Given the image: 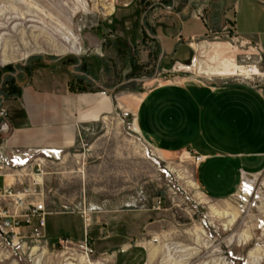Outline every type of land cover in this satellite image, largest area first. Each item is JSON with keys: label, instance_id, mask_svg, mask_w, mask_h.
<instances>
[{"label": "rangeland", "instance_id": "1", "mask_svg": "<svg viewBox=\"0 0 264 264\" xmlns=\"http://www.w3.org/2000/svg\"><path fill=\"white\" fill-rule=\"evenodd\" d=\"M236 4L235 15V0H0L1 119L3 102L14 100L2 95H22L38 71L115 101L112 112L80 127L65 161L39 169L36 191L23 173L29 201L45 203V239L31 237L37 219L18 246L0 236V264H264V173L222 201L173 193L144 159L127 101L150 80L175 75L264 91V55L235 43L233 19L241 36L264 45V0ZM154 25L164 36L181 33V54L172 47L164 57L163 43L150 37ZM64 35L77 40L78 53L66 51Z\"/></svg>", "mask_w": 264, "mask_h": 264}, {"label": "crops", "instance_id": "2", "mask_svg": "<svg viewBox=\"0 0 264 264\" xmlns=\"http://www.w3.org/2000/svg\"><path fill=\"white\" fill-rule=\"evenodd\" d=\"M236 6L235 0L232 11L235 15ZM233 19L237 36L251 42L238 33ZM157 28L154 25L153 32L157 35L150 37L163 43L166 54L162 55H169L167 52L172 47L176 48L175 55L181 54L178 52L183 46L181 33L164 36ZM198 35L201 34H192ZM251 43L258 44L264 52L263 44ZM180 56L177 66L184 64ZM167 69L170 68L165 66V72ZM56 78L38 71L23 87L21 97L3 102L7 116L0 118L1 160L17 153H33L32 149H61V160L65 161L79 144L80 127L91 126L103 114L113 111L115 101L106 94L79 93L70 88L69 77L63 83ZM146 84L143 93L126 99L135 117L133 130L148 145L154 158L169 167L184 197L199 199V195L208 201L230 199L241 189L244 177L264 173L263 90L178 75L163 80L155 78ZM195 156H201L202 161L195 162ZM182 157L185 159L180 161ZM144 159L157 166L145 148ZM51 163L44 161L43 166ZM26 171L36 190L42 184L34 180L38 175L37 164L28 170H1L0 189L17 192L21 186L31 190L23 181ZM17 195L26 197L27 203H44L37 199L30 202L29 198L34 196L27 197L21 191ZM8 204L11 201L0 196V207ZM84 220L87 226L86 217Z\"/></svg>", "mask_w": 264, "mask_h": 264}, {"label": "built area", "instance_id": "3", "mask_svg": "<svg viewBox=\"0 0 264 264\" xmlns=\"http://www.w3.org/2000/svg\"><path fill=\"white\" fill-rule=\"evenodd\" d=\"M235 43H243V40L240 39L238 36H236ZM252 46L259 54L260 58L262 57V54L264 55V52L262 48L258 44H254L251 42L247 43ZM254 87V86H251ZM2 114H4L2 112ZM143 143L144 148L146 149V153L148 157L152 158L153 161L156 163L159 173L164 178V180L167 181L168 186L170 187V190L173 193H180L183 196V191L181 188L176 184V181L174 180L173 173L167 166H163L160 161L156 160L154 158V155L151 153L148 145L146 143ZM150 154V155H149ZM63 157V150L61 149H40V150H34L33 153H17L13 154L11 157L9 156L6 160L0 159V171L1 170H28L30 166L37 164V173L40 172V168L43 166L44 161H50L53 163H57L61 161ZM195 162L202 161L201 156H195L193 157ZM185 157L180 158L179 160H183ZM41 173V172H40ZM248 180H252L254 176L252 177H246ZM252 188V186H251ZM247 190L246 194L251 195L252 189ZM36 191V190H35ZM25 195L27 197H30L32 194L30 189L27 187V189L24 190ZM35 193V192H34ZM245 196V194H243ZM0 196L8 199L11 201V204H8L7 207H0V236L7 242L11 243L12 247L18 246L19 242L23 240V229L28 226H32L33 222L32 219L38 220V226L33 229L32 233V239L34 241L37 240H43L45 239V235L43 234V230L46 227V207L44 203H27L26 197L21 198L17 195V192L13 189H7L4 190L0 189ZM185 198L188 200L189 197L185 195ZM245 198L243 201L245 202ZM160 204V202L158 203ZM157 209H160L159 205ZM204 225L207 227V225L204 223ZM208 228V227H207ZM204 229V228H203ZM205 230V229H204ZM206 236L208 240H211L213 238V235L211 233H208L205 230ZM82 248H84V251L89 254H92V251L90 249V242L88 239H85V241L82 244Z\"/></svg>", "mask_w": 264, "mask_h": 264}, {"label": "bare ground", "instance_id": "4", "mask_svg": "<svg viewBox=\"0 0 264 264\" xmlns=\"http://www.w3.org/2000/svg\"><path fill=\"white\" fill-rule=\"evenodd\" d=\"M63 41H65L66 42V44H67V49H66V51H68V52H75V53H78L79 51H80V47H79V44H78V42H77V40L74 38V37H72V35L71 36H65L64 35V40ZM35 177H41V174H38L37 176H35ZM244 179L245 180H247V182L248 183H251L252 182V180H254L255 179V176H254V178L252 179V180H248L246 177H244ZM35 180V179H34ZM38 183H39V181H37Z\"/></svg>", "mask_w": 264, "mask_h": 264}, {"label": "trees", "instance_id": "5", "mask_svg": "<svg viewBox=\"0 0 264 264\" xmlns=\"http://www.w3.org/2000/svg\"><path fill=\"white\" fill-rule=\"evenodd\" d=\"M132 66H133V72H136L138 70V68H139L137 66V64H135V63H133ZM17 85H18L17 81L14 78H11V81L9 82V87H10L9 92H15V88L17 87ZM20 95H21L20 92H18V94H15V95H13V94L12 95H8V92H5V94H3L1 98L4 99V100H7V98L8 99H16Z\"/></svg>", "mask_w": 264, "mask_h": 264}, {"label": "water", "instance_id": "6", "mask_svg": "<svg viewBox=\"0 0 264 264\" xmlns=\"http://www.w3.org/2000/svg\"><path fill=\"white\" fill-rule=\"evenodd\" d=\"M249 177H252V175H249Z\"/></svg>", "mask_w": 264, "mask_h": 264}]
</instances>
